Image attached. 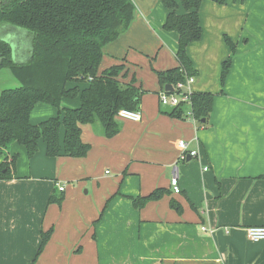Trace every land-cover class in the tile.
<instances>
[{
    "label": "crops",
    "instance_id": "0c3cea01",
    "mask_svg": "<svg viewBox=\"0 0 264 264\" xmlns=\"http://www.w3.org/2000/svg\"><path fill=\"white\" fill-rule=\"evenodd\" d=\"M135 4L134 21L105 48L100 70L126 63L127 81L134 72L127 59L138 53H161L157 70L178 65V35L164 30L160 0ZM209 10L212 35L205 30ZM200 22L202 39L189 47L199 72L190 91L215 95L208 120L187 118L189 107L182 118L170 116L155 76L154 84L137 82L146 90L140 122L118 118L113 138L100 123L82 125L91 146L84 158H49L42 141L30 159L24 146L12 144L16 172L0 181V264H264V241L247 236L248 228L264 226V0H203ZM226 36L235 53L222 84V65L232 56ZM80 104L65 99L62 107ZM182 141L197 157L180 159ZM175 175L179 194L170 185ZM160 188L169 193L134 206L133 199ZM53 196L63 201L50 203Z\"/></svg>",
    "mask_w": 264,
    "mask_h": 264
},
{
    "label": "trees",
    "instance_id": "16d2710c",
    "mask_svg": "<svg viewBox=\"0 0 264 264\" xmlns=\"http://www.w3.org/2000/svg\"><path fill=\"white\" fill-rule=\"evenodd\" d=\"M160 2L167 11L164 30L178 35L175 55L178 65L167 70L154 69L165 91L166 85L175 89L179 83L199 74L189 47L202 39L203 0ZM136 8L135 0H0V27L21 30V38L25 35L31 44L23 52L28 59L16 63L10 44L0 39V70H9L20 83V87L0 93V181L11 180L16 172L18 157L9 156L12 144L24 146L30 159L38 153L42 141L49 158H84L91 146L82 140V125L100 123L105 136L113 138L120 132V110L140 109L146 90L137 84L135 76L127 81L130 70L126 63L100 71L105 48L128 31ZM225 41L232 49V56L222 65V84L235 53L230 38L226 36ZM174 93L180 91L175 89ZM78 98L79 107H62L65 99ZM214 99L210 92L191 94L192 113L199 124L203 125L210 117ZM38 104L54 107L58 117L33 124L31 115ZM187 109L188 104L182 102L168 114L182 118ZM168 193L160 188L146 197L133 199V203L142 209ZM62 201L63 197L53 196L50 203ZM171 207L182 212L176 201H171ZM52 233L53 229L43 233L39 254Z\"/></svg>",
    "mask_w": 264,
    "mask_h": 264
},
{
    "label": "rangeland",
    "instance_id": "374dc122",
    "mask_svg": "<svg viewBox=\"0 0 264 264\" xmlns=\"http://www.w3.org/2000/svg\"><path fill=\"white\" fill-rule=\"evenodd\" d=\"M204 2H208V1H204ZM205 23H206L205 28H207L205 29L206 33L208 35H212L213 31L211 29V25H213V20H212V14L210 13V10L206 12ZM29 41L30 40L24 35L22 38H20V42H19L20 46H18L17 42H16V45L13 44V51H14L13 56L15 54L21 55L23 54L24 50H28L31 45ZM213 41H214L213 39H207V42L211 44H213ZM152 55L153 57L152 56L147 57L145 54L138 53L133 59H129V58L127 59V63H130L134 66L133 68L134 72L132 73V77L135 76L137 81H140V82L143 81L145 84L146 83L148 84L156 83L154 69L157 70V65L159 64V58H160L161 53L157 56V58L155 56V52ZM17 87H20V83L13 77L11 72L7 69L0 70V93L3 90L14 89ZM42 106L43 107L39 106L38 104L32 112L33 121L34 122L36 121L35 124L49 120L51 118L58 117L57 109H55L54 107L50 105H42ZM34 114H37L36 116L38 118L37 120L34 117Z\"/></svg>",
    "mask_w": 264,
    "mask_h": 264
},
{
    "label": "built area",
    "instance_id": "2783aa9c",
    "mask_svg": "<svg viewBox=\"0 0 264 264\" xmlns=\"http://www.w3.org/2000/svg\"><path fill=\"white\" fill-rule=\"evenodd\" d=\"M195 81L194 77H191L187 80L186 83H179L175 89L180 91V94L172 93L167 94L162 92L159 96L160 104L163 107L168 108H176L178 107L182 102L188 104L189 111L187 112V118L194 119L192 109H191V94L190 86ZM118 118L126 121H132V122H140L142 120V116L140 111H131L127 109H122L118 113ZM180 148L182 149V154L180 156L181 160H186L188 157H197L198 153L197 151H190L188 152V146L185 141L180 142L179 144ZM171 189L175 194L181 193V188L179 185V180L177 175H175L171 179ZM65 187H60V191H64ZM247 236L249 240L253 242H259L264 241V226H253L247 229Z\"/></svg>",
    "mask_w": 264,
    "mask_h": 264
},
{
    "label": "water",
    "instance_id": "95a60500",
    "mask_svg": "<svg viewBox=\"0 0 264 264\" xmlns=\"http://www.w3.org/2000/svg\"><path fill=\"white\" fill-rule=\"evenodd\" d=\"M2 40L10 44V46H11V48H12V55H13V52H14V51H13V44L16 45V42H17L15 36L6 37V38H4V39H2ZM13 60H14L16 63H23V62H24V60H22V61H17V55H16V54L13 56ZM174 92H175V89L173 88L172 85H166V86H165V93H167V94H172V93H174ZM188 160H191V158L189 157Z\"/></svg>",
    "mask_w": 264,
    "mask_h": 264
},
{
    "label": "flooded vegetation",
    "instance_id": "af4514ba",
    "mask_svg": "<svg viewBox=\"0 0 264 264\" xmlns=\"http://www.w3.org/2000/svg\"><path fill=\"white\" fill-rule=\"evenodd\" d=\"M13 35H10L11 33L8 31H11L10 27H0V39H4L6 37H11V36H15L18 46H20L19 42H20V38H21V30H17V29H13ZM10 33V34H9ZM18 55V54H17ZM22 55V54H21ZM26 61V59L24 60V62Z\"/></svg>",
    "mask_w": 264,
    "mask_h": 264
}]
</instances>
